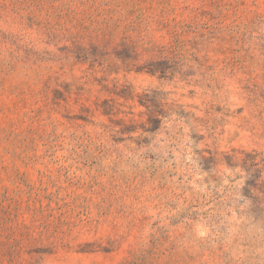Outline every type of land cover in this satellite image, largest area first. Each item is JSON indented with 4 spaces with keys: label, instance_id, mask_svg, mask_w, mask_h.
<instances>
[{
    "label": "rangeland",
    "instance_id": "obj_1",
    "mask_svg": "<svg viewBox=\"0 0 264 264\" xmlns=\"http://www.w3.org/2000/svg\"><path fill=\"white\" fill-rule=\"evenodd\" d=\"M0 264H264V0H0Z\"/></svg>",
    "mask_w": 264,
    "mask_h": 264
}]
</instances>
